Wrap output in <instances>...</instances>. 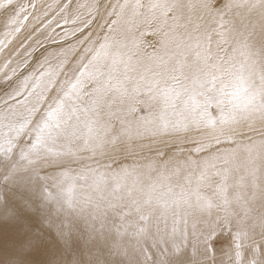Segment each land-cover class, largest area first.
<instances>
[{
  "label": "bare ground",
  "instance_id": "1",
  "mask_svg": "<svg viewBox=\"0 0 264 264\" xmlns=\"http://www.w3.org/2000/svg\"><path fill=\"white\" fill-rule=\"evenodd\" d=\"M251 2L216 0L232 8L226 31L199 0L172 18L145 10L121 87L40 153L56 206L97 217L114 264H159L161 240L167 264H264V14ZM220 235L222 258L208 245Z\"/></svg>",
  "mask_w": 264,
  "mask_h": 264
},
{
  "label": "snow or ice",
  "instance_id": "2",
  "mask_svg": "<svg viewBox=\"0 0 264 264\" xmlns=\"http://www.w3.org/2000/svg\"><path fill=\"white\" fill-rule=\"evenodd\" d=\"M186 2L192 0H0V264H114L105 259L113 253L104 224L57 207L49 177L35 165L58 134L93 117L121 87L126 39L145 10L163 6L172 18ZM198 6L228 29L231 5L220 12L216 0ZM248 6L264 14V0ZM182 247L173 245L171 254ZM153 248L167 264L169 247L161 240Z\"/></svg>",
  "mask_w": 264,
  "mask_h": 264
},
{
  "label": "rangeland",
  "instance_id": "3",
  "mask_svg": "<svg viewBox=\"0 0 264 264\" xmlns=\"http://www.w3.org/2000/svg\"><path fill=\"white\" fill-rule=\"evenodd\" d=\"M218 52V51H217ZM133 99H137V101L142 102L145 99V94L143 92H136ZM137 115L139 117H144L146 115V110L142 105H139L137 108ZM214 116H218L217 112H215ZM260 240H256L253 243L258 244ZM209 248L214 252L215 254H219L220 258H222L224 254V248L227 246H230V240L224 239L221 235L211 238L208 241ZM218 255H216L215 258H217Z\"/></svg>",
  "mask_w": 264,
  "mask_h": 264
}]
</instances>
